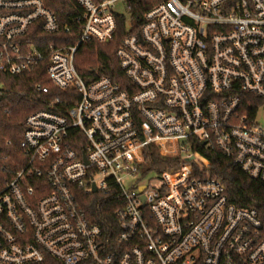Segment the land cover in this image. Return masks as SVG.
<instances>
[{"label": "built area", "instance_id": "1", "mask_svg": "<svg viewBox=\"0 0 264 264\" xmlns=\"http://www.w3.org/2000/svg\"><path fill=\"white\" fill-rule=\"evenodd\" d=\"M75 2L71 44L44 0H0V91L45 66L65 93L35 85L46 108L27 117L26 163L0 191V264H264L259 212L212 173L223 157L264 184V0H159L136 32L137 0ZM120 20L126 83L87 81L79 49L112 42ZM152 147L176 164L146 170ZM116 191L107 232L80 201Z\"/></svg>", "mask_w": 264, "mask_h": 264}, {"label": "trees", "instance_id": "2", "mask_svg": "<svg viewBox=\"0 0 264 264\" xmlns=\"http://www.w3.org/2000/svg\"><path fill=\"white\" fill-rule=\"evenodd\" d=\"M46 5L53 10L60 21L73 25L72 35H68L66 42L75 43L77 25L73 23L78 9L75 0H44ZM159 0H137L132 11V18L137 26L143 23L144 14ZM126 21L120 20L115 39L109 44L92 43L88 47H81L76 56V68L80 75L87 81H92L100 76H109L118 82L126 83L123 72L119 68L116 52L124 37L128 34ZM45 41L55 40L54 37L44 36ZM3 87L0 91V191L13 179L26 163V155L21 148L24 138L25 121L27 117L39 110L46 108L45 104L38 102L35 97V85L42 83L51 89V96L65 93L59 92L52 86L45 72V66L37 69L33 74L22 76H3ZM153 147L147 155L146 170H163L176 164L177 159L163 158L153 152ZM212 173L226 186L227 194L232 203L240 208H254L259 212L264 223V184L250 178L240 168L228 160L220 157L214 160ZM121 200L116 191L110 197L101 195L82 196L80 203L85 208L89 218L108 232L114 223V210ZM48 264H61L50 259Z\"/></svg>", "mask_w": 264, "mask_h": 264}, {"label": "rangeland", "instance_id": "3", "mask_svg": "<svg viewBox=\"0 0 264 264\" xmlns=\"http://www.w3.org/2000/svg\"><path fill=\"white\" fill-rule=\"evenodd\" d=\"M132 25V24H131ZM153 176H155L154 174H152ZM151 175V176H152ZM141 182L142 183H147L148 182V178H144L143 180H141ZM159 183H157V182H154V183H152V185H158Z\"/></svg>", "mask_w": 264, "mask_h": 264}, {"label": "water", "instance_id": "4", "mask_svg": "<svg viewBox=\"0 0 264 264\" xmlns=\"http://www.w3.org/2000/svg\"><path fill=\"white\" fill-rule=\"evenodd\" d=\"M141 190H144V187ZM94 192H96V188H94ZM143 200H145V197H143Z\"/></svg>", "mask_w": 264, "mask_h": 264}]
</instances>
